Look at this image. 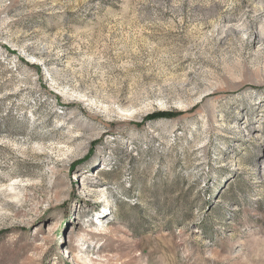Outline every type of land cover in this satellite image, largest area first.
<instances>
[{"label": "rangeland", "instance_id": "obj_1", "mask_svg": "<svg viewBox=\"0 0 264 264\" xmlns=\"http://www.w3.org/2000/svg\"><path fill=\"white\" fill-rule=\"evenodd\" d=\"M0 264H264V0H0Z\"/></svg>", "mask_w": 264, "mask_h": 264}, {"label": "trees", "instance_id": "obj_2", "mask_svg": "<svg viewBox=\"0 0 264 264\" xmlns=\"http://www.w3.org/2000/svg\"><path fill=\"white\" fill-rule=\"evenodd\" d=\"M160 114L166 116L165 113H160Z\"/></svg>", "mask_w": 264, "mask_h": 264}]
</instances>
